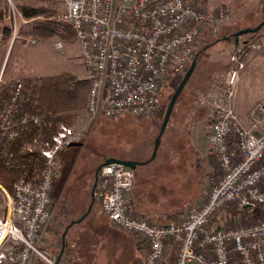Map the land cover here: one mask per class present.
<instances>
[{
  "label": "built area",
  "instance_id": "obj_1",
  "mask_svg": "<svg viewBox=\"0 0 264 264\" xmlns=\"http://www.w3.org/2000/svg\"><path fill=\"white\" fill-rule=\"evenodd\" d=\"M59 1L64 9L55 21L69 26L81 45L90 82L87 112L94 120L158 116L163 89L171 76L187 72L198 40L218 33L233 17L226 6L208 10L194 0ZM261 48L254 39L235 45L226 75L199 94L211 111L207 151L219 170L200 206L169 224L151 223L130 209L134 170L119 163L102 166L95 197L117 228L143 241L147 264H162L172 244V264H264V104L257 103L245 119L235 109L248 53ZM41 86L40 78H25L0 89V165L22 174L11 193L0 182V196L9 198L0 218V264H34L37 258L68 264L46 254L42 244L55 216L51 197L61 152L83 145L85 134L57 128L54 115L40 106ZM27 134L39 147L37 154H26L40 166L38 178L30 174L26 155L20 158L12 148ZM227 208L257 212L259 219L233 228L214 222Z\"/></svg>",
  "mask_w": 264,
  "mask_h": 264
},
{
  "label": "rangeland",
  "instance_id": "obj_2",
  "mask_svg": "<svg viewBox=\"0 0 264 264\" xmlns=\"http://www.w3.org/2000/svg\"><path fill=\"white\" fill-rule=\"evenodd\" d=\"M194 1L208 10L226 6L232 10L233 17L221 26L218 33H204L198 40L195 53L201 52L200 63L175 104L155 161L140 165L136 169L138 177L136 184L140 189L139 195L137 194L138 203L141 205L139 208L148 210L153 218L160 222L180 219L186 215L178 214L180 210L183 211L186 208L188 212L191 207L200 206L206 199L210 186L219 178L217 163H214L215 159L208 154V151V158L212 161L208 160L206 163L202 160L205 156L211 111L203 106L198 98L202 90L220 82L226 75L231 67V55L235 45L249 39L260 42L262 48L248 53L246 68L237 90L243 103L249 104L247 108L254 107L259 102L264 104V27L258 33L248 34L240 39L232 36L239 29L255 27L264 20V0ZM24 7L52 8L55 10L54 16L64 9V5L59 0H0V89H3L4 83L25 78H40L42 85L43 77L64 73H70L79 80L86 79L81 45L74 33L75 38L71 40L63 39L59 35L33 36L35 26L47 20L43 16L35 20L26 19L22 13ZM14 26L17 28L16 36L13 33ZM32 40H35V43H32ZM184 75L170 77L164 91L166 106ZM236 113L239 115L237 111ZM131 117V119L126 117L119 120L110 118L94 120L87 112V106L70 126L63 121L59 123L57 116H53L57 128L59 124H62L85 134L83 145L70 146L73 148L64 151H67L65 156L63 154L64 163L61 157L59 177L52 189L55 216L47 236L49 233L50 242L56 251L60 248L58 237L61 236L62 230L88 208L98 166L111 158L127 157L137 161L151 158L164 117L156 116L151 119ZM32 143L34 144H25L21 148L22 156L38 153V144L34 141ZM25 160L28 162L29 170L33 165L32 177L38 178L37 175H40L41 170L38 163L29 155H26ZM195 167L198 169L196 170ZM199 169L203 173L206 172L205 177ZM16 171L21 178L20 171ZM195 172L198 173L195 174ZM202 178L204 179L201 194H196V181H201ZM194 191L195 194H193ZM8 202V197L0 196V218L5 216ZM238 212L241 211L227 208L215 216L214 222H222V225L233 228L254 224L259 219L257 212L241 214ZM106 219L104 215H101L100 208L95 207L94 213L79 226L88 232L95 233L93 236L98 237L99 241H115L111 230L99 225V221ZM55 244L57 246L54 247ZM176 248L175 244L168 248L166 256L168 264L173 263ZM112 251H114L113 248ZM55 255H57L56 252ZM106 257L113 261L110 258L111 255ZM142 259L143 255L140 254L139 262L132 264H143ZM122 260H125L121 261L123 264H130L128 257Z\"/></svg>",
  "mask_w": 264,
  "mask_h": 264
},
{
  "label": "trees",
  "instance_id": "obj_3",
  "mask_svg": "<svg viewBox=\"0 0 264 264\" xmlns=\"http://www.w3.org/2000/svg\"><path fill=\"white\" fill-rule=\"evenodd\" d=\"M22 13L26 19L40 18L43 16L47 20L46 22L39 23V25L35 26V29L32 33L33 36L51 37V36L59 35L61 38L68 39V40L75 38L74 37L75 33L69 26L59 24L55 20H53L55 17L54 16L55 10L52 8L24 7L22 9ZM257 25H255V27ZM239 30H241V29H239ZM73 33H74V35H73ZM232 36L234 37V35H232ZM243 36H245V35H243ZM229 38L231 39V36ZM200 53L201 52L195 53L193 56V59H194L195 56L198 55L196 68L198 67V65L200 63L199 62ZM193 59H192V61H193ZM196 68H195V70H196ZM167 85L165 86V88L167 87ZM165 88L162 91V111L158 115L159 117L161 116L162 118L165 116L166 109H167V106L164 103ZM208 89L202 90V91L206 92ZM89 91H90V84H89L88 80H86V79L79 80L78 78H76L74 75H72L70 73H64V74H60V75H56V76H45V77H43V84H42V87L40 89V98H39L40 106L42 108L46 109L51 114L57 116L58 121H60V122L63 121L64 123H66L67 125L70 126L71 123L75 120V118L86 108L88 98H89ZM171 98L167 101V103L170 102ZM126 117H130L129 119L132 118L131 115H125L123 117L117 118L116 120L126 118ZM171 117H172V115H171ZM30 136H31L30 134L29 135L27 134L25 136H21L12 145V147H14L13 148L14 151L20 156V158L25 157V155L22 156L20 154L21 148H23L25 144L32 143L30 140V138H31ZM70 148H73V147H68L67 149H70ZM67 149H65V150H67ZM64 151L61 152V157L63 158V163H64V156L67 152V151L66 152H64ZM152 152H153V150H152ZM63 154H64V156H63ZM120 159L136 160V159H131V158H127V157L126 158H120ZM32 166L30 168V174H33V172H34ZM197 169L198 168H196V170ZM199 172L203 173V171L201 169H199ZM134 173H135V181H134L133 198H132V201L130 204V209L132 210V212L135 213L136 215L144 216L151 223H159V224H164V225L171 223L174 219L169 220L168 222L156 221V219L153 218V215H151L148 210L143 209V207H141V209L139 208V206H141V205H139V203H138L137 194L139 195L140 189H139V186L136 184V178H138L137 174H136V170H134ZM197 173L198 172H195V174H197ZM204 174H205V172L203 173V177H205ZM18 178H19V172L18 171H16V170L14 171L13 169L10 170V169L5 168L2 165H0V182L6 187V189L9 191V193L12 192L13 183ZM203 179L204 178H202L201 181L200 180L196 181V191H197L196 194H201L200 192L202 190ZM56 182H57V179L54 180L53 185L56 184ZM51 198H53V196ZM90 203H91V201H90ZM90 203H89V205H90ZM89 205H88V207H89ZM95 207H96V209L100 208L101 215H104L107 218L105 221L104 220L99 221V225L106 226L109 230H114V229L116 230L117 229V230L123 232L124 234L129 236V238L127 237L128 239H130L131 241L134 242L136 249H138V250H142V247H145V245L143 246V244H144L143 241H141L139 239V237H137L136 235L130 234L129 232H126L122 229L117 228L109 220L108 216L101 210L100 203H99L97 197H95V202L93 204L92 211L80 223H75L74 225H72L69 228L65 239H63V237H62L65 229L70 225V223L72 221H75L76 218L79 219L84 214H86L88 208L86 209V211L83 214H80L79 216L74 218L72 221H70V223H68L65 226V228L62 230L61 236L58 237L60 239L59 240L60 241V248L57 251L55 250V252L57 253V255H56L57 257L59 256L60 252L62 251V248L64 247V251H63L61 259H66L69 262V264H80L77 262L80 253L84 256V259L86 261L84 264H88V263L90 264V262L92 263V255L89 256L88 254H86L85 250L82 247L80 248L79 246L73 245L74 242H76V237H74L71 229L76 227V226H79V224L83 223L92 213H94ZM228 211H229V209H228ZM228 211L226 210V212H228ZM186 212L187 211L185 208L183 211L180 210L178 214H184L185 215V214H187ZM241 213H252V212L244 211V210L241 212H238V214H241ZM57 215L58 214H56V216ZM82 235L84 237L86 235L85 239L87 240V242H89L91 240H97V238H98V237L93 236V235H95V233H91L88 231H83ZM46 241H50L49 233H48L47 239L45 238V242ZM79 242L81 243V241H79ZM47 244H48V242H47ZM167 260L168 259H166L164 262H162V264H168ZM34 264H46V262L39 258V259L35 260Z\"/></svg>",
  "mask_w": 264,
  "mask_h": 264
},
{
  "label": "crops",
  "instance_id": "obj_4",
  "mask_svg": "<svg viewBox=\"0 0 264 264\" xmlns=\"http://www.w3.org/2000/svg\"><path fill=\"white\" fill-rule=\"evenodd\" d=\"M243 102L244 101H242L238 93V90H237V95L235 99V109L239 113V116L241 117L243 116L242 118L245 119L253 106L252 107L248 106L247 108V105L249 104L246 105ZM205 149H206L204 151L205 156L202 157V160L206 161L207 163L208 160L212 161V159L208 158V155H207V141H206ZM214 163L216 162L214 161ZM193 194H195V191ZM71 231L74 237H76V242H74L73 245L79 246L80 248L82 247L85 250L86 254H88L89 256L92 255V263L90 264H123V262L121 261H125V260H122V258L126 259L127 257L129 258V263L132 264L133 262H139L140 254L143 255V259H142L143 264H147L146 263V248L142 247L143 251L136 249L134 242L128 239L129 236H127L126 234H124L123 232L117 229L111 230L112 234L115 237V241H110V242L99 241V240H91L87 242V240L85 239L86 235L85 237L82 235L83 231H87V230H84L82 226H76L72 228ZM46 238H47V235H46ZM79 241H81V243ZM55 246H57V244H55L54 247ZM42 248L44 249L45 253L48 254L49 256L51 257L55 256V248H53L50 241L44 242L42 244ZM112 248L114 249V251H112ZM107 250H111V251H107ZM110 255H111L110 258H112L113 261H110L106 257V256L109 257ZM77 262L80 264H84L86 262L84 259V256L81 253L79 255Z\"/></svg>",
  "mask_w": 264,
  "mask_h": 264
},
{
  "label": "water",
  "instance_id": "obj_5",
  "mask_svg": "<svg viewBox=\"0 0 264 264\" xmlns=\"http://www.w3.org/2000/svg\"><path fill=\"white\" fill-rule=\"evenodd\" d=\"M264 27V20L259 23L256 27H248V28H245V29H242V30H239L237 33L234 34V38H238L240 39V37H242L243 35H248V34H256L258 33L262 28ZM197 58H198V55L195 56V58L193 59L189 69L187 70V72L185 73L182 81L180 82L179 86L176 88L168 106H167V109H166V113H165V116H164V119H163V122H162V125H161V128H160V131H159V134L155 140V143H154V148H153V152H152V156L150 159L146 160V161H137V160H124V159H119V158H111L109 160H107L106 162H104L103 164H109V163H119L121 165H124L126 167H129L133 170H136L138 166L140 165H147L149 163H151L152 161L155 160L156 156H157V152H158V149L161 145V142H162V137L167 129V126L169 124V121L171 119V115L173 113V110H174V107H175V104L180 96V94L182 93L183 89L185 88L186 84L188 83L191 75L193 74L195 68H196V65H197ZM72 146H81V144H73ZM101 164L100 166L97 167L96 171H95V182L93 184V187H92V191H91V203L88 207V210L86 212V214H84L81 218L75 220V221H72L70 223V225L65 229L62 237L63 239H65L66 235H67V232L69 230V228L74 225L75 223H80L91 211H92V208H93V204L95 202V191H96V187H97V182H98V179H99V173H100V170L102 168V165ZM63 251H64V247L62 248V251L60 252L59 256H58V262L61 260V257H62V254H63Z\"/></svg>",
  "mask_w": 264,
  "mask_h": 264
}]
</instances>
